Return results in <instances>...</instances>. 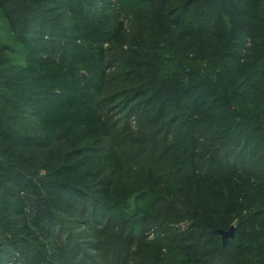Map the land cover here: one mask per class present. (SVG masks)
<instances>
[{"label":"trees","instance_id":"16d2710c","mask_svg":"<svg viewBox=\"0 0 264 264\" xmlns=\"http://www.w3.org/2000/svg\"><path fill=\"white\" fill-rule=\"evenodd\" d=\"M0 264H264V0H0Z\"/></svg>","mask_w":264,"mask_h":264},{"label":"water","instance_id":"95a60500","mask_svg":"<svg viewBox=\"0 0 264 264\" xmlns=\"http://www.w3.org/2000/svg\"><path fill=\"white\" fill-rule=\"evenodd\" d=\"M236 230L237 227L233 226L228 232L218 231L217 233L222 236L225 245L229 239H234Z\"/></svg>","mask_w":264,"mask_h":264},{"label":"rangeland","instance_id":"374dc122","mask_svg":"<svg viewBox=\"0 0 264 264\" xmlns=\"http://www.w3.org/2000/svg\"><path fill=\"white\" fill-rule=\"evenodd\" d=\"M79 230L81 231V230H83V229H79ZM75 233H76V231H75ZM95 257H96V256H95ZM99 260H100V259H99ZM100 261H101V260H100Z\"/></svg>","mask_w":264,"mask_h":264}]
</instances>
